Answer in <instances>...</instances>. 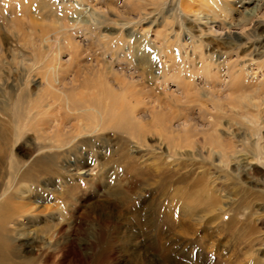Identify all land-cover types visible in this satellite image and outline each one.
I'll return each instance as SVG.
<instances>
[{"label":"rangeland","instance_id":"rangeland-1","mask_svg":"<svg viewBox=\"0 0 264 264\" xmlns=\"http://www.w3.org/2000/svg\"><path fill=\"white\" fill-rule=\"evenodd\" d=\"M161 32L168 38L159 48L155 38L161 39ZM45 33L48 42L41 40ZM167 51L173 57L169 63ZM51 59L69 74L76 68L89 74L101 61L115 92L121 83L143 86L150 105L162 106L159 112L170 114L165 107L183 112L184 118L177 114L179 121L173 122L175 130L190 125L206 132L216 125L213 130L224 144L233 146L221 151L224 167L219 149L202 162L185 148L186 155L177 153L172 163L164 150L173 135L161 136L157 146L158 124L151 128L158 137H148L146 147L114 131L88 137L90 148L80 144L87 139L82 138L72 144L80 155L61 158L56 175H40L34 183L45 192L29 207L43 213L19 222L32 229L43 227L46 219L56 224L66 218L71 239L85 248L81 255L69 251V264H264V0H0V128H9V145H1L7 148L6 162L26 163L35 156L29 153L38 145L36 134L32 125L13 123V103L22 95L27 103L39 101L45 89L40 60ZM232 74L239 86L229 83ZM249 101L257 107L246 106ZM140 116L150 121L151 114ZM237 150L238 157L230 160ZM197 162L207 167L205 173L193 172ZM179 163L188 168L177 170ZM6 174L1 170L4 182ZM204 176L209 183L198 181ZM69 183L84 185L86 195L65 210L59 196ZM188 199L197 212L179 209ZM134 211L146 224L131 220ZM162 214L171 231L161 240L144 235V227Z\"/></svg>","mask_w":264,"mask_h":264},{"label":"bare ground","instance_id":"bare-ground-1","mask_svg":"<svg viewBox=\"0 0 264 264\" xmlns=\"http://www.w3.org/2000/svg\"><path fill=\"white\" fill-rule=\"evenodd\" d=\"M79 24L76 25L75 23L74 25L77 28ZM48 28L50 30V27ZM157 35L162 36L161 39L159 36L155 38L159 48H162L167 43L168 35H163L162 32L157 33ZM43 39L48 42L46 33L41 36V40ZM172 61L173 57L167 51L165 53V63ZM40 62L45 70L43 76L45 89L40 95L39 101L35 102L32 100L27 103L23 95L16 98L13 107L17 109V113L12 115L13 123L18 126H25L28 129L29 125H32L31 129L36 134L34 138L38 145L30 151L29 156H35H32L26 163H19L12 157L6 162L7 148L5 151V147L3 150L1 145H9L7 144L9 128L6 126L0 128V173L1 170L6 168V175L8 176H6L5 182V173H3L4 176L2 178L0 177V264H69L66 261L69 251L81 255V251L85 249L81 244H77L71 239L72 231H70L71 227L67 228L66 218H61L56 224L49 223L50 219H46L44 220L46 224L43 227L35 228L32 225V229H28L25 223L18 221L23 218L37 219L43 213L39 211L35 214L32 208L29 207L36 202L37 195L40 197L45 192L41 191L43 189H38L34 183L38 182L40 175L46 174L49 176L50 174L53 175V173L56 175L58 160L61 158L80 155V151L76 149V144L72 145L77 140L87 138L81 141L80 144L90 148L88 137L106 131H114L129 140H135L136 142H134L137 145L146 147L145 141L148 137H158L154 132H151V128L158 124L160 128L162 127V134L156 138L158 139L157 146L160 145L161 147L160 143L163 141L161 136L173 135L172 138L168 139L167 147L164 150L168 158L172 159V163L176 162L175 156L177 153L186 155L185 148H189L188 151H190V157L193 160L198 159L195 161L201 160L202 162L205 159L204 157H206L205 155L209 158L215 153L214 150L219 149V152H217L220 156L219 164L224 165L223 159L226 154H223V150L232 148L233 143L224 144V141L217 135L218 130H213L216 125H210L209 130L206 132H197L190 125H185L175 130L174 123L184 118L183 112L171 113L172 110L166 107L164 108L165 113L170 112V114L164 115L159 112L158 110L162 109V106L150 105V101H148L150 100L149 90L146 91L143 86L121 83L119 84L120 92H115L107 80L108 75L101 61H96L92 65L89 74H81L78 70L79 68H76V71L72 69L71 74H69L65 67L60 63H56L53 59L40 60ZM37 69L38 67L33 68L32 66L31 71H37ZM228 79L229 83L235 86L240 85L235 83L238 78L233 74ZM149 105L150 107L146 108ZM246 106L257 107L251 101ZM141 107L144 109L139 110ZM143 113L151 114L149 122L143 119V116H140ZM177 114L181 118L178 119ZM244 116L245 114H241L239 117ZM251 118L254 119L253 117ZM248 124L254 125L253 127L256 129V122L250 120ZM210 132H214V134L208 135ZM83 133L87 136L82 135ZM48 150H53L54 154H47L48 152L46 151ZM158 150L161 151V148H158ZM237 154H239L238 150L232 152L229 156L230 160L237 158ZM201 163L191 165L193 172L200 170L205 173L207 167ZM84 164L79 165L78 160L75 162V165H79L80 168H83ZM209 166L217 167L215 165ZM184 167L188 168L186 164L179 163L176 169L180 171ZM224 167H228V164H225ZM133 168L132 166L130 170ZM198 181L209 183L207 176L199 177ZM27 184L33 185L29 187ZM26 186L29 190L25 191ZM64 188L65 190L60 193L59 199L63 204L62 208L65 210H67V207H72L77 198L86 195L84 185L69 183ZM187 201L182 200L179 209L191 208L192 211L197 212L192 207V201ZM213 206H218L216 199L213 202ZM213 211L210 209L206 213L211 214ZM222 213L224 211H221ZM71 216H73V213ZM131 217V220L135 221L134 223L137 225L143 226V224H146L139 220L138 211L131 212ZM219 219H223V216L221 215ZM170 227H172V223H170L167 216L162 214L161 217L157 216L152 226L147 225L144 227L145 231L143 230V233L146 236L152 234L157 240H161L165 233L168 234L171 231ZM102 247H99V251H102ZM252 250L253 252L255 251V249Z\"/></svg>","mask_w":264,"mask_h":264}]
</instances>
